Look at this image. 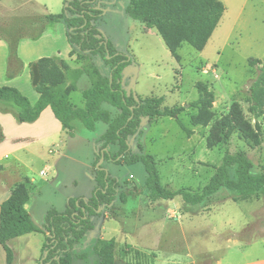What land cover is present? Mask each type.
Wrapping results in <instances>:
<instances>
[{
    "label": "rangeland",
    "instance_id": "obj_1",
    "mask_svg": "<svg viewBox=\"0 0 264 264\" xmlns=\"http://www.w3.org/2000/svg\"><path fill=\"white\" fill-rule=\"evenodd\" d=\"M0 1V34L3 36L9 34L4 24L19 25L25 13L58 14L64 11L65 5V0H32L24 5L25 0ZM220 1L225 7L223 16L204 48L196 50L184 43L177 51L178 60L153 29H145L125 13L129 0L99 2L104 6L96 22L97 28L131 61L126 68L128 77L122 82L123 88L129 91L134 85L137 96H162V106L184 107L178 119L164 116L150 121L145 118L138 132L128 138L132 153H149L155 158L160 183L172 191L186 189L200 193L226 154L242 152L254 164L255 171H264L263 116L257 119L262 128L260 146H249L236 132L213 147L206 145L211 126L227 114L233 102H237L244 117L254 123L256 119L249 112L248 86L258 70L249 65L248 59L255 56L264 59V25L257 27L253 19L239 25L236 20L241 9L264 17V0ZM45 33L41 38L44 52L57 50L62 59L70 62L71 68H77L66 53L71 46L64 23L48 25ZM92 60L102 71L100 56H92ZM131 68L135 69L134 81ZM199 81L205 82L214 94L213 117L206 125L190 122L196 112L191 105L198 98L196 83ZM88 86L84 74L78 79L77 90L70 95L72 103L82 105V90ZM73 127L71 136L65 131L55 142L52 153L47 152L48 147H39L35 154L29 155L32 161L28 169H22L21 180H30L33 200L59 211L64 210L68 197L92 195L95 139L105 130L102 122L92 131L79 120L73 122ZM102 164L119 179L126 197L124 203L117 197L112 208L102 206L97 211L105 208L102 213L92 218L96 228L106 226L105 238L112 234L116 239L111 249V264H213L220 253L230 250L235 239L238 244L264 239V195L240 201L214 195L207 205L184 203L181 196L171 202L150 201L144 186L143 164H116L109 160ZM41 171L46 173L41 175ZM177 198L182 204H175L179 201ZM212 219L220 225V234H213L206 223L203 224ZM31 237L27 242H12V264H40L42 247H37L41 243L40 236ZM102 240L94 235L85 238L74 248V264H106L97 253Z\"/></svg>",
    "mask_w": 264,
    "mask_h": 264
},
{
    "label": "trees",
    "instance_id": "obj_2",
    "mask_svg": "<svg viewBox=\"0 0 264 264\" xmlns=\"http://www.w3.org/2000/svg\"><path fill=\"white\" fill-rule=\"evenodd\" d=\"M63 10L62 13L35 17L34 21L28 22V33L14 37L9 32L6 41L10 51L15 54L22 36H38L45 24L62 22L72 48L70 55L77 53V58L81 59L80 53H86L84 57L87 58L77 68H71L65 60L51 57L31 61V85L39 94L36 103L31 104L17 88L5 85H0V102L16 107L15 116L19 122L35 121L42 110L50 106L70 136L75 120H80L90 131L98 122L104 123L105 130L95 139L93 179L96 185L86 199L69 197L63 211L49 208L39 227L25 208L31 193L30 180L25 178L15 183L9 197L0 204V244L6 254V264L13 261L10 241L34 231L45 234L40 264H74V248L94 229L92 218L99 214L98 208L109 207L117 197L123 203L126 200L119 191L118 180L102 165L95 167L101 155L104 160L116 164H143L146 172L144 186L150 201L181 196L184 203L207 205L214 195H225L232 201L264 195V171H255L254 164L242 152L226 154L200 193L186 189L172 191L162 186L155 158L149 153H132L128 138L138 132L145 118L150 121L164 116L178 119L184 107H164L162 96L140 97L123 88V70L131 61L127 55L118 52L97 28L96 22L102 13L97 0H65ZM224 10L220 0H129L124 8L132 19L154 29L177 60V51L184 43L196 50L204 48ZM95 55L102 60V71L92 60ZM248 62L258 70L248 86L249 112L256 120L251 124L239 104L233 102L227 114L211 126L207 147L215 146L233 132L251 147L262 143V128L257 119L264 117V59L250 57ZM84 74L89 86L82 91L83 105L76 106L70 101V94L77 89V81ZM196 87L198 98L191 105L196 112L191 115L190 122L192 125H206L213 117L214 94L205 82H197ZM114 241V238L102 240V247L97 252L106 264L112 262Z\"/></svg>",
    "mask_w": 264,
    "mask_h": 264
},
{
    "label": "crops",
    "instance_id": "obj_3",
    "mask_svg": "<svg viewBox=\"0 0 264 264\" xmlns=\"http://www.w3.org/2000/svg\"><path fill=\"white\" fill-rule=\"evenodd\" d=\"M28 2H33V1L25 0L24 2H22V5ZM29 14L25 13L24 14L25 16L21 17V20L24 21V26L22 21H21L22 23H19L20 25L13 23L4 24L6 32L8 33L12 32L13 33L12 35L13 36L15 35L14 37H17L19 33L20 35L28 33V28L30 27H28L27 25L29 21H34L35 17L37 16H44L46 14H53V13H49L46 11H41V12L36 11L34 13H29ZM252 19L254 20V23L257 25V27H262V25H264V17H257L255 14L250 13L248 10L246 11L244 9H241L236 18L239 25L244 21L248 22L249 20ZM55 23L56 22L45 24L43 26L42 32L38 36L35 37L22 36L17 42L15 54H13L10 51V46L6 41V38L9 37V35L4 34L3 36L0 34V85L17 88L24 96L28 98L31 104L36 103L39 94L31 85L29 63L41 57H51L54 59L64 60L60 57L57 50L51 49L50 52H44L45 46L41 43L42 42L41 38L43 34H46L45 32L48 25L50 26L51 24H55ZM144 27L145 29L147 28L145 25ZM71 50L72 48L66 51L68 58L69 60H73L72 62H74L75 64L74 66L78 67L81 65L82 61L87 58L84 57L86 56V53H80L81 59H78L77 53L70 55ZM255 57L257 58L259 56H255ZM65 61L70 65V62H68L66 58ZM132 65H134L133 62ZM132 69L133 68L129 70ZM126 74H128V71L126 72ZM127 77L128 75H126L124 81L127 79ZM83 102L84 100L82 96V105ZM15 113H16V107H14L11 103L0 102V204L7 197H9L11 193V189L14 186V184L21 181V179L24 177L23 176L24 173L22 169L23 168L28 169L32 161V158L29 157V155L35 154V151H37L39 147L40 148L48 147L47 152L52 153L53 151L52 146L55 144V142L57 143V141L60 139V137L63 134H65V130L63 129L60 121L55 117L50 106H46L40 113L39 117L33 122H19L16 120ZM94 149H95L94 152V157H95L96 145ZM133 153H140V152L133 151ZM101 165L103 166V164ZM104 167L107 168V166ZM106 170L108 171L110 176L114 177V175L111 174L108 169ZM91 179L94 181L93 174L91 175ZM116 179L119 181L118 178ZM119 191L122 192L121 188L119 189ZM176 197L177 196H175L173 199H159L156 201L167 200L171 202L175 200ZM178 200L179 201L176 202L175 204L177 205L182 204L181 199ZM114 202L115 201H113L112 204L106 208H112ZM25 208L27 212L30 214L31 218L36 222V225L41 227L44 215L46 211L51 207L47 205L43 206L42 204L39 205L38 200H33V196L30 193L29 198L25 203ZM103 209L99 212V214L102 213ZM204 223H206L207 228H209L213 234H220L221 227L220 225L215 224L214 219H212V221L203 222V224ZM106 230H107L106 226L104 225H101V227L99 228H96L94 225V229L89 233L88 237H92L94 235L96 238H101L103 240L114 238L111 233H110L111 236L109 238H105L103 232H105L106 234ZM31 236L34 237L37 236V238H39L38 236H40V241L41 243H43L42 240H44L45 234L39 231L26 233L16 238H13L10 241V245H12L13 241L15 243L16 242L22 243L23 241L27 242L28 240H30V238H32ZM114 240L116 239L114 238ZM242 242L244 243L238 244L237 240L235 239L233 246L229 248L230 250H226L225 252L220 253L214 259L213 264H264V239H261L260 241L252 240V241H247V242L242 241ZM41 243H40L41 246L38 244L39 245L37 246L38 249H41L42 247ZM25 246H27V244ZM0 264H6V254L1 244H0Z\"/></svg>",
    "mask_w": 264,
    "mask_h": 264
},
{
    "label": "water",
    "instance_id": "obj_4",
    "mask_svg": "<svg viewBox=\"0 0 264 264\" xmlns=\"http://www.w3.org/2000/svg\"><path fill=\"white\" fill-rule=\"evenodd\" d=\"M102 9V8H101ZM102 12H103V9H102ZM126 69V68H125ZM123 70V76H122V82L124 81V79H125V77H126V70ZM133 70V81H134V78H135V69L133 68L132 69ZM131 90H132V92H133V95H136V93H135V90H134V88H135V86L134 85H132L131 87ZM130 91V90H129ZM129 91H127V92H129ZM104 161V157H103V155H101V157H100V159L98 160V162L96 163V167H99L101 164H102V162ZM107 171V170H106ZM108 172V171H107ZM101 209V207L100 208H98V210L97 211H99ZM33 220V219H32ZM33 222L36 224V222L33 220Z\"/></svg>",
    "mask_w": 264,
    "mask_h": 264
},
{
    "label": "flooded vegetation",
    "instance_id": "obj_5",
    "mask_svg": "<svg viewBox=\"0 0 264 264\" xmlns=\"http://www.w3.org/2000/svg\"><path fill=\"white\" fill-rule=\"evenodd\" d=\"M100 1H102V0H97V4L100 6V8H102L104 5H103V2H102V5L99 4Z\"/></svg>",
    "mask_w": 264,
    "mask_h": 264
},
{
    "label": "built area",
    "instance_id": "obj_6",
    "mask_svg": "<svg viewBox=\"0 0 264 264\" xmlns=\"http://www.w3.org/2000/svg\"><path fill=\"white\" fill-rule=\"evenodd\" d=\"M40 173H41V175H43V174H45L46 172H45V171H41ZM130 178H131V175H130Z\"/></svg>",
    "mask_w": 264,
    "mask_h": 264
}]
</instances>
